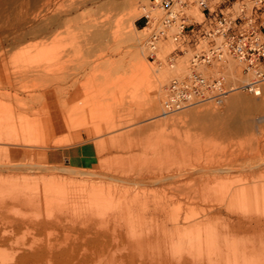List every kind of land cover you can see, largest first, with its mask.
<instances>
[{"label":"rangeland","instance_id":"374dc122","mask_svg":"<svg viewBox=\"0 0 264 264\" xmlns=\"http://www.w3.org/2000/svg\"><path fill=\"white\" fill-rule=\"evenodd\" d=\"M147 5L0 0V264H264V90L166 113L185 58L122 43Z\"/></svg>","mask_w":264,"mask_h":264},{"label":"built area","instance_id":"2783aa9c","mask_svg":"<svg viewBox=\"0 0 264 264\" xmlns=\"http://www.w3.org/2000/svg\"><path fill=\"white\" fill-rule=\"evenodd\" d=\"M159 12L141 14L145 57L160 66L159 44L168 41L165 63L184 67L163 87L166 113L203 104L220 105L232 91L259 96L264 84V0H148ZM195 8L199 16L190 15ZM229 60L240 66L241 83L227 72Z\"/></svg>","mask_w":264,"mask_h":264},{"label":"bare ground","instance_id":"6f19581e","mask_svg":"<svg viewBox=\"0 0 264 264\" xmlns=\"http://www.w3.org/2000/svg\"><path fill=\"white\" fill-rule=\"evenodd\" d=\"M141 8V7H140ZM139 10H141V9H139ZM142 11H143V13L142 14H147V15H149V16H151V17H153V18H155V17H157V15L159 14V12L157 11V10H155V9H151V8H149V6L147 5L146 7H142ZM190 11V15H192L193 17H197V16H199V12L195 9V8H192V9H190L189 10ZM136 12V11H135ZM134 13V12H133ZM141 13V12H140ZM139 13V14H140ZM132 16V15H131ZM130 16V17H131ZM135 17L136 16H138V14L137 15H134ZM133 16V17H134ZM133 17L131 18V23H130V30H131V32H129V35L128 36H125L126 38H124L123 40H122V43H124V45L127 47V48H130V49H135L137 52V54H143V51H144V47H143V45L145 46V43L144 44H142V42L140 41V38L138 37V33H142V31L144 30L143 28L142 29H137L135 26H134V24H133V21H132V19H133ZM146 50V49H145ZM181 60V59H180ZM230 62H234V61H232V60H229L228 61V63L226 64L227 65V72L229 73V76L231 77V78H236V79H238L239 81H241V83H244L245 82V78L244 77H242V78H240V77H238V75H239V73H240V70H238V68H236V67H234V65L233 64H230L229 65V63ZM236 63V62H235ZM228 65H229V67H228ZM238 65V64H237ZM173 68V67H172ZM148 72V69L146 68V67H143L142 69H141V73H142V75H143V77H146V73ZM157 76V75H156ZM263 86H262V92H261V94L263 93ZM231 93V92H230ZM230 93H228L227 95H230ZM260 94V95H261ZM227 95H226V97H227ZM233 95V94H232ZM259 95V96H260ZM233 98H234V96H233ZM256 106V105H255ZM1 136V135H0ZM4 137V136H3ZM12 138V137H11ZM8 141H11V140H8ZM29 167V166H28ZM33 168V167H32ZM49 168V167H48ZM30 169V168H29ZM38 169V168H37ZM39 169H40V167H39ZM42 170V169H41ZM38 224V223H37ZM36 225V224H35ZM39 225V224H38ZM47 254V255H46ZM56 253H53L52 251H48V252H46V251H44L43 249H41L40 251H37V252H35V253H33L32 255H19L18 257H16V259H13L14 260V263L15 264H27V260L29 261L28 263H31V262H33V261H35L36 259H38V258H43V256H45L46 255V257L48 258V259H54L55 257L57 258V256L55 255ZM11 260H12V258H11ZM56 260V259H55ZM11 263H13V262H11Z\"/></svg>","mask_w":264,"mask_h":264},{"label":"crops","instance_id":"0c3cea01","mask_svg":"<svg viewBox=\"0 0 264 264\" xmlns=\"http://www.w3.org/2000/svg\"><path fill=\"white\" fill-rule=\"evenodd\" d=\"M61 154L70 165L75 167H89L96 160L93 146L86 143L65 147L61 149Z\"/></svg>","mask_w":264,"mask_h":264}]
</instances>
